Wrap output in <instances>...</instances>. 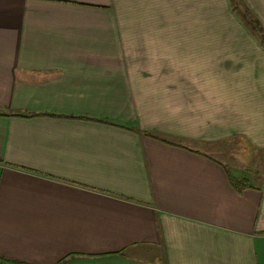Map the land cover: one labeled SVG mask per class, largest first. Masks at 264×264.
I'll use <instances>...</instances> for the list:
<instances>
[{
  "label": "crops",
  "instance_id": "1",
  "mask_svg": "<svg viewBox=\"0 0 264 264\" xmlns=\"http://www.w3.org/2000/svg\"><path fill=\"white\" fill-rule=\"evenodd\" d=\"M63 259L264 264V0H0V264Z\"/></svg>",
  "mask_w": 264,
  "mask_h": 264
},
{
  "label": "trees",
  "instance_id": "2",
  "mask_svg": "<svg viewBox=\"0 0 264 264\" xmlns=\"http://www.w3.org/2000/svg\"><path fill=\"white\" fill-rule=\"evenodd\" d=\"M64 261H65V259H63L62 261H60V263H58V264H62Z\"/></svg>",
  "mask_w": 264,
  "mask_h": 264
},
{
  "label": "rangeland",
  "instance_id": "3",
  "mask_svg": "<svg viewBox=\"0 0 264 264\" xmlns=\"http://www.w3.org/2000/svg\"><path fill=\"white\" fill-rule=\"evenodd\" d=\"M138 131H140L139 129H137ZM141 132V131H140ZM228 150L230 151V146H228ZM259 169V168H258Z\"/></svg>",
  "mask_w": 264,
  "mask_h": 264
}]
</instances>
